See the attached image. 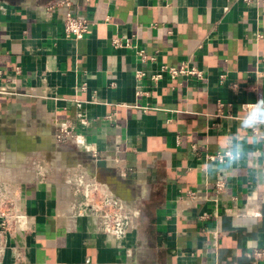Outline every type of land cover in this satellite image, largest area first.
Returning a JSON list of instances; mask_svg holds the SVG:
<instances>
[{
  "label": "crops",
  "instance_id": "crops-1",
  "mask_svg": "<svg viewBox=\"0 0 264 264\" xmlns=\"http://www.w3.org/2000/svg\"><path fill=\"white\" fill-rule=\"evenodd\" d=\"M52 1L0 0V185L29 223L0 229V264H264V146H243L255 165L208 159L264 97V0H72L81 40ZM182 62L203 79H150ZM77 176L140 211L125 238L77 215Z\"/></svg>",
  "mask_w": 264,
  "mask_h": 264
},
{
  "label": "built area",
  "instance_id": "built-area-1",
  "mask_svg": "<svg viewBox=\"0 0 264 264\" xmlns=\"http://www.w3.org/2000/svg\"><path fill=\"white\" fill-rule=\"evenodd\" d=\"M89 2V0H77ZM246 5L257 3L258 0H242ZM72 0H54L45 6L48 13L64 10L62 17V24L64 28V34L67 39L81 40L87 34L91 23L81 17L75 16L70 8L73 5ZM3 9L2 7H0ZM111 45L115 49L130 48L135 49L136 59L140 63H146L154 61V58L148 56L143 50L136 49L131 42V39L114 37L111 40ZM15 71L19 73V68H15ZM1 75V74H0ZM144 72L137 70L135 76L137 79L144 77ZM164 75L168 76L171 81L178 78H196L198 80L203 79V73L199 71L195 66H192L189 62H182L176 67L163 65L158 73L150 76L153 82H157ZM223 78V77H221ZM236 89L237 86L233 85ZM253 103L241 104V109H246ZM231 104L224 103L223 101H217L214 105V112L211 117L215 119L225 118L228 115L225 113L230 110ZM62 135L67 136L70 134L68 130H62ZM208 159L219 164L222 160L221 153L208 155ZM73 189L76 195L81 198L75 206V210L78 216H86L94 214L98 217L102 231L108 236L113 237L116 240H122L127 236L129 229H131L135 221L140 216V211L137 208H131L125 204L121 199L114 196L108 188L99 184L93 180L86 179L83 176H77L73 182ZM215 192L221 193L225 190V184L222 180H217L214 183ZM188 198H195L193 192H186ZM14 196L10 193L6 186L0 185V229L3 231H9L12 229L26 230L28 229V217L25 213L19 210ZM259 256V253L255 254ZM2 256V248H0V258Z\"/></svg>",
  "mask_w": 264,
  "mask_h": 264
},
{
  "label": "clouds",
  "instance_id": "clouds-1",
  "mask_svg": "<svg viewBox=\"0 0 264 264\" xmlns=\"http://www.w3.org/2000/svg\"><path fill=\"white\" fill-rule=\"evenodd\" d=\"M218 144L222 156L220 162L229 167L248 158H252L254 165L256 164L259 158L247 157L243 146H264V97H259L255 103L243 109V114L238 119V131L218 141ZM261 155H264V152Z\"/></svg>",
  "mask_w": 264,
  "mask_h": 264
}]
</instances>
